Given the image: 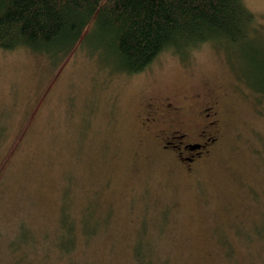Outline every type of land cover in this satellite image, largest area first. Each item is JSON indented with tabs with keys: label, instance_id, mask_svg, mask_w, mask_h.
I'll use <instances>...</instances> for the list:
<instances>
[{
	"label": "rangeland",
	"instance_id": "374dc122",
	"mask_svg": "<svg viewBox=\"0 0 264 264\" xmlns=\"http://www.w3.org/2000/svg\"><path fill=\"white\" fill-rule=\"evenodd\" d=\"M244 1L264 26V0ZM255 36L167 50L136 74L84 42L56 63L0 48V264H146L148 248L154 264H264V27ZM193 94L181 119L200 129L209 103L221 136L190 170L158 135L175 116H144ZM68 214L71 253L58 243Z\"/></svg>",
	"mask_w": 264,
	"mask_h": 264
},
{
	"label": "trees",
	"instance_id": "16d2710c",
	"mask_svg": "<svg viewBox=\"0 0 264 264\" xmlns=\"http://www.w3.org/2000/svg\"><path fill=\"white\" fill-rule=\"evenodd\" d=\"M263 27L244 0H0L1 49H29L56 63L84 42L88 49L93 45L90 50L97 51L102 63L110 60L115 70L126 74L144 71L167 50L194 51L209 42L253 44ZM256 91L264 113V57L260 56ZM61 224L68 236L59 246L71 253L77 245V223L68 214ZM86 231L95 232L89 227ZM35 238L30 234L21 242L35 246ZM19 242L12 241V252ZM137 255L140 261L154 264L146 260L153 256L149 248Z\"/></svg>",
	"mask_w": 264,
	"mask_h": 264
},
{
	"label": "flooded vegetation",
	"instance_id": "af4514ba",
	"mask_svg": "<svg viewBox=\"0 0 264 264\" xmlns=\"http://www.w3.org/2000/svg\"><path fill=\"white\" fill-rule=\"evenodd\" d=\"M196 96L200 95H185L183 100L162 102L161 105L152 102L144 116L145 124L157 120L159 116H175L169 117L170 124L161 128L158 135L165 140L162 148L167 151L174 150L177 158L190 170L211 155L220 138L219 119L215 115L214 106L209 103L205 105L201 103L197 109L199 115L204 118L203 127L200 129L194 130L190 124L181 119L191 108L189 104L191 97Z\"/></svg>",
	"mask_w": 264,
	"mask_h": 264
}]
</instances>
